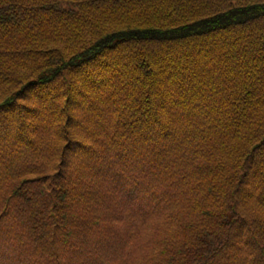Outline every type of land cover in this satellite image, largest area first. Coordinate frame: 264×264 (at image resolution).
<instances>
[{"label": "trees", "instance_id": "1", "mask_svg": "<svg viewBox=\"0 0 264 264\" xmlns=\"http://www.w3.org/2000/svg\"><path fill=\"white\" fill-rule=\"evenodd\" d=\"M0 264H264V0H0Z\"/></svg>", "mask_w": 264, "mask_h": 264}]
</instances>
